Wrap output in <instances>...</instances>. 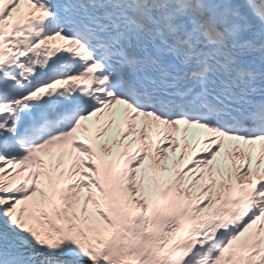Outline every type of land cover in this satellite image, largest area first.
Returning <instances> with one entry per match:
<instances>
[{
	"label": "snow or ice",
	"instance_id": "obj_1",
	"mask_svg": "<svg viewBox=\"0 0 264 264\" xmlns=\"http://www.w3.org/2000/svg\"><path fill=\"white\" fill-rule=\"evenodd\" d=\"M0 264H264V0H0Z\"/></svg>",
	"mask_w": 264,
	"mask_h": 264
}]
</instances>
